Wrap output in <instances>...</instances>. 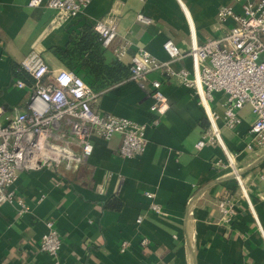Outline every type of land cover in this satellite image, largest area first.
I'll use <instances>...</instances> for the list:
<instances>
[{
	"label": "crops",
	"instance_id": "crops-1",
	"mask_svg": "<svg viewBox=\"0 0 264 264\" xmlns=\"http://www.w3.org/2000/svg\"><path fill=\"white\" fill-rule=\"evenodd\" d=\"M243 1L90 0L82 12L67 16L44 5L30 7L28 0H0L2 121L26 108L34 84L21 66L26 59L44 62L50 72L66 69L82 78L100 93L94 104L98 112L149 124L148 145L132 158L119 155L120 134L110 139L94 135L92 154L71 169L60 164L20 172L11 189L26 212L18 216L16 204L0 205V264H53L55 257L37 250L48 218L61 236L60 264H264V179L259 178L264 150L247 148L250 106L239 109L240 123L229 128L223 121L226 95L215 93L210 102L252 206L242 196L222 147H196L209 130V120L180 77L166 75L164 69L149 73L150 79L162 81L168 103L154 126L153 99L144 98V91L127 77L118 80V74L109 76L100 69L117 61L128 66L138 49L167 61L163 43L171 39L183 57L170 67L191 73V29L198 43L222 35L234 21H222L219 10L231 5L235 14H242ZM138 14L150 22L139 20ZM103 18L116 20L111 47L92 37L94 21ZM123 45L126 51L119 58L113 50ZM18 79L24 88L15 86ZM148 191L165 214L149 208ZM229 201L237 214L225 221L222 209Z\"/></svg>",
	"mask_w": 264,
	"mask_h": 264
},
{
	"label": "built area",
	"instance_id": "built-area-1",
	"mask_svg": "<svg viewBox=\"0 0 264 264\" xmlns=\"http://www.w3.org/2000/svg\"><path fill=\"white\" fill-rule=\"evenodd\" d=\"M90 0H28L27 5L36 7L44 5L57 10L61 15L75 16L82 12ZM242 14H235L232 6L219 10L223 21L231 17L234 24L222 35L211 37L203 43L196 41L193 30L190 31L191 44L189 56L192 62L191 73L183 68L177 71L170 64L183 57L176 44L167 39L163 48L168 55L167 61H159L144 49L136 50L129 64L127 79L144 91V98H152L150 106L154 117L151 125H157L160 117L168 109L166 96L162 91L160 79H150L149 73L164 69L166 75H176L183 84L191 88L204 108L209 120V130L196 143L197 148L206 144H219L226 155V164L231 168L242 196L251 201L243 184L242 177L235 165L234 156L226 150L216 116L210 102L215 93L226 95L223 112L224 124L235 128L240 123L238 111L248 104L253 114L250 125L251 141L248 149L264 150V0L243 1ZM138 19L149 23L150 19L142 14ZM93 30L104 47H111L116 38V20L112 18L97 19ZM117 57H121L125 46L114 48ZM34 80L29 99L24 111L5 120L0 119V205L16 204L17 214L26 212L24 202L17 198L11 189L18 174L22 171L36 170L45 165L65 168L85 161L93 151L92 136L110 139L112 135H121L119 155L132 158L142 154L147 145L145 136L148 123H139L126 117L111 113H100L94 108L100 93L93 90L82 78L73 72L61 69L50 72L47 65L39 60L31 63L26 59L21 62ZM15 86L24 88L22 80H15ZM0 106V114L5 112ZM57 126L64 130H57ZM75 141V142H74ZM77 143L78 150L74 151ZM264 179V167L259 173ZM59 184V183H58ZM150 199L149 208L156 214L163 215L162 207L154 201V193L146 192ZM237 212L233 202L229 201L222 209L225 221H230ZM137 222L141 221L138 217ZM46 231L41 235L38 252L56 258L61 248V236L51 218L45 221ZM142 244L147 239H142ZM127 242L121 243L120 251H125Z\"/></svg>",
	"mask_w": 264,
	"mask_h": 264
},
{
	"label": "trees",
	"instance_id": "trees-1",
	"mask_svg": "<svg viewBox=\"0 0 264 264\" xmlns=\"http://www.w3.org/2000/svg\"><path fill=\"white\" fill-rule=\"evenodd\" d=\"M92 37L94 38H97L98 39V36L97 34L95 33L94 30H92ZM99 44L101 43L98 39L97 41ZM101 71H103V73L109 75V76H113L115 77L117 74V79L118 80H121L122 78H125V77H128L129 75V65L126 66V65H123L121 62L117 61L113 67H107L105 65H102L100 67Z\"/></svg>",
	"mask_w": 264,
	"mask_h": 264
}]
</instances>
